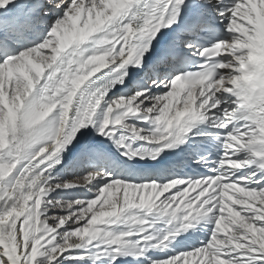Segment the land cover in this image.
<instances>
[{
	"label": "snow or ice",
	"instance_id": "1",
	"mask_svg": "<svg viewBox=\"0 0 264 264\" xmlns=\"http://www.w3.org/2000/svg\"><path fill=\"white\" fill-rule=\"evenodd\" d=\"M0 264H264V0H0Z\"/></svg>",
	"mask_w": 264,
	"mask_h": 264
}]
</instances>
